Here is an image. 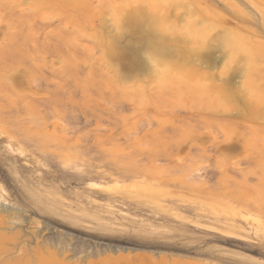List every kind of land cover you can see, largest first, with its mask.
Returning a JSON list of instances; mask_svg holds the SVG:
<instances>
[{
    "label": "rangeland",
    "instance_id": "1",
    "mask_svg": "<svg viewBox=\"0 0 264 264\" xmlns=\"http://www.w3.org/2000/svg\"><path fill=\"white\" fill-rule=\"evenodd\" d=\"M0 264H264V0H0Z\"/></svg>",
    "mask_w": 264,
    "mask_h": 264
},
{
    "label": "bare ground",
    "instance_id": "2",
    "mask_svg": "<svg viewBox=\"0 0 264 264\" xmlns=\"http://www.w3.org/2000/svg\"><path fill=\"white\" fill-rule=\"evenodd\" d=\"M128 8H130V7H128ZM133 10H134V9H133ZM133 10H132V11H133ZM153 13H155V12L153 11L152 14H153ZM149 14L151 15V13H149ZM153 15H154V14H153ZM153 15H152V17L150 16L151 18H150L149 21H150V23H157V21H158L157 15H156V16H155V15L153 16ZM159 20H160V19H159ZM160 21H161V20H160ZM158 25H159V23H158ZM187 30H188V31H192V32L194 31L193 28H188Z\"/></svg>",
    "mask_w": 264,
    "mask_h": 264
}]
</instances>
